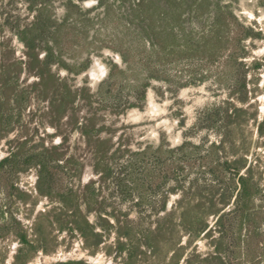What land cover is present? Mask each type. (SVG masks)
<instances>
[{"label":"rangeland","instance_id":"374dc122","mask_svg":"<svg viewBox=\"0 0 264 264\" xmlns=\"http://www.w3.org/2000/svg\"><path fill=\"white\" fill-rule=\"evenodd\" d=\"M41 6L51 72L79 90L78 118L90 137L64 122L60 130L40 124L48 104L31 95L22 115L25 125L32 118L30 152L43 139L60 149L45 159L44 181L39 168L19 172L26 156L0 168V264H24L19 254L26 264H123L112 231L98 228L104 243L95 250V239L87 246L68 222L86 218L97 227L116 209L128 213L133 228H146L164 215L155 213L163 203L173 209L181 192L216 191V201L223 190L236 195L227 162L235 168L246 160L241 175L251 178L254 206L264 210V0H88L78 8L69 0H0V48L4 42L26 60L17 34L35 28ZM36 80L24 71L19 85ZM23 132L16 125L2 133L0 161L25 140ZM96 146L105 159L93 158ZM208 224L210 237L182 235L177 244L175 222L161 244V264L172 262L179 247L181 264L193 253L214 254L219 241L227 264H264L262 214L245 229L238 220L219 226L213 216ZM23 237L39 249L20 252Z\"/></svg>","mask_w":264,"mask_h":264},{"label":"trees","instance_id":"16d2710c","mask_svg":"<svg viewBox=\"0 0 264 264\" xmlns=\"http://www.w3.org/2000/svg\"><path fill=\"white\" fill-rule=\"evenodd\" d=\"M71 8H78L81 3H85L88 0H69ZM177 2V0H175ZM36 2H33L31 9L35 8ZM38 3V1H37ZM73 3V4H72ZM179 3V2H178ZM34 10V9H33ZM45 10L36 8V19L33 24L34 29H25L17 34L19 40L23 43L26 48V60L21 61L16 57L14 49L6 50V44L1 43L0 48V139H2V133L4 131L10 132L16 125L20 126L22 132L25 134V140L21 143L16 144V147L11 151V154L0 161V168L5 165H11L18 157L26 156L25 162L27 167H24L19 172H26L31 167L39 168L41 178L44 177L47 163L45 159L52 158L53 152H57L60 147H46L44 146L43 140L40 141V145L36 148L37 151L30 152L31 149L28 147L31 138L28 137L30 129L26 127L30 123L31 119L26 122V125L22 122V115L25 109L28 107L30 97H36V100L46 101L48 104V110L44 113V116L40 118V124H48L55 130H60L62 122L72 126V131L80 132L83 137L89 138L90 132L85 131L80 125V118H78V105L79 90H75L66 81L61 80L51 72V65L54 64V54L52 47L47 50L41 43L45 38L44 30H41L42 24V13ZM45 21V20H44ZM40 28V29H38ZM46 42V41H45ZM53 43V42H50ZM56 43V42H55ZM44 55L42 56V52ZM62 61L57 60V65L62 66ZM26 71L29 75H35L37 77L36 82L27 86V88H21L19 85V79L22 73ZM142 90L143 98L146 95V88ZM34 97V98H35ZM50 116L51 118L45 120L44 117ZM37 123V122H36ZM13 141H11L12 143ZM10 143V144H11ZM14 143V142H13ZM63 145V144H62ZM102 147V146H101ZM101 147H97L93 151V158L98 160L105 159L106 155L102 152ZM28 148V149H26ZM53 159V158H52ZM100 162V161H99ZM237 166L233 168L234 163L227 162L225 164L226 170L236 177V183L239 186L236 195L231 194L228 190H223L220 194L219 200L216 201V191H211L210 195L205 193H191L186 194L181 192L182 196L176 205L167 212L165 203L163 207L156 210L155 213L164 212L163 216H159L152 222H148L146 228H133L132 222H129L128 213L118 211L116 209L111 210L108 213V218H102L104 225L97 227L87 222L86 218H82V224H77L76 221H69L74 228L71 230L77 231L82 236L84 243L88 246L89 237L92 236L95 239L94 249L98 248L104 243V235L98 231V228L112 231L115 234L114 248L116 249V257H123V264H161V244L165 239L166 232L175 230L173 225L177 222V226L180 230V235L177 234V244L180 242L181 236L186 235L188 239H196L201 237L203 234L210 237L208 218L213 216L217 219L219 226H225L226 222L231 225L234 221L240 222L241 228L245 229V226L249 225L253 219L262 214L264 216V210L256 209L254 206V198L256 196V186L252 183L251 178L241 175V169L247 166L246 160L237 162ZM107 168V167H106ZM105 180L107 177L112 175L110 167L105 170ZM178 178V174L173 172ZM46 178H43L44 181ZM41 181V182H42ZM38 193L45 195L48 199L51 198L50 193L42 191L39 188ZM207 195V196H206ZM131 197V195H128ZM167 197L164 195V202ZM234 199V200H233ZM217 202H219L217 205ZM66 206V205H65ZM230 206L232 208H230ZM227 208H229L227 210ZM66 209H68L66 207ZM90 209V208H89ZM104 211L100 210V213ZM79 210H76L73 216H76ZM124 217V219L121 218ZM101 218V217H100ZM99 218V219H100ZM176 220V221H175ZM226 220V221H225ZM225 221V223H224ZM174 222V223H173ZM76 223V226L74 224ZM173 223V224H172ZM220 240V239H219ZM218 240V241H219ZM41 241V240H40ZM223 241L214 243V254H209L202 257L196 253L192 256H188L185 259L186 264H204L216 262L217 264H227L224 251L227 249L222 244ZM40 243V242H38ZM21 248L20 252L26 251L31 253L39 248L33 246L26 237L20 240ZM40 247V246H38ZM40 249H44L40 247ZM94 250V251H95ZM177 254L173 257L172 262L168 264H181L185 258V252L183 247H179L176 250ZM26 260L19 254L16 256V261ZM15 261V262H16Z\"/></svg>","mask_w":264,"mask_h":264}]
</instances>
